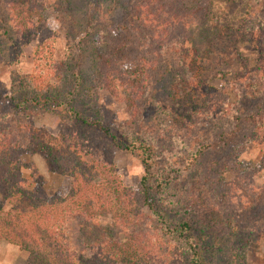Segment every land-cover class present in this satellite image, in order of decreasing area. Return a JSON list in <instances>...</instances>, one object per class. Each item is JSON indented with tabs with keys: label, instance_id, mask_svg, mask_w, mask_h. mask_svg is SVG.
I'll return each mask as SVG.
<instances>
[{
	"label": "rangeland",
	"instance_id": "374dc122",
	"mask_svg": "<svg viewBox=\"0 0 264 264\" xmlns=\"http://www.w3.org/2000/svg\"><path fill=\"white\" fill-rule=\"evenodd\" d=\"M11 133L54 206L74 182L48 170L31 135L64 166L78 156L106 206L93 233L72 217L58 253L109 240L123 210L149 215L132 195L150 151L175 176L162 236L185 220L190 232L186 254L148 240L149 264H190L193 249L199 264H264V0H0V141ZM26 259L0 241V264Z\"/></svg>",
	"mask_w": 264,
	"mask_h": 264
},
{
	"label": "trees",
	"instance_id": "16d2710c",
	"mask_svg": "<svg viewBox=\"0 0 264 264\" xmlns=\"http://www.w3.org/2000/svg\"><path fill=\"white\" fill-rule=\"evenodd\" d=\"M18 16L19 13L14 14L15 19H18ZM17 25L23 29L26 28L22 22ZM78 121L87 125L85 122ZM31 140L32 151H38L44 156L48 170L51 173L70 176L74 183L66 206L62 208L54 206L55 198H49L43 192L44 183L30 165L22 161L25 153L22 138L11 133L0 141V241L4 240L20 251L27 252L25 264H149V256L144 255V248L145 243L153 237L156 240L171 243L175 251L185 253L186 237L190 232L187 220L179 224V232H176L178 235L175 237L162 236L161 231L170 229L168 221H171L168 210L163 206L166 201L162 198L170 190L171 180L175 179V176L171 168L165 164L155 165L150 151L142 159L144 172L139 192L132 195L136 203L147 206L149 215L138 210L130 214L124 207L126 210H121L123 215L112 220L113 229L118 230L110 231L112 237L110 236L109 240L102 242L97 239L94 242L78 239L79 246L75 249V256L72 254L75 260L72 256L69 258L65 254L58 253L54 249L57 245L56 241L59 238L66 239L67 228L72 217L79 221L84 231L93 233L96 227L90 222L97 220L99 214L96 215V213L100 210L99 208L106 210V206L102 199L92 197L90 195L93 194L92 192L87 193L92 185L86 180L85 164L78 156L69 157V165L64 166L59 161V152L56 148L43 143L36 135H31ZM203 147L199 148L197 154L205 150ZM25 174L28 175L25 176ZM77 192H83V194L79 195ZM175 203L177 207L182 205L180 198H177ZM27 211L35 220L32 219L29 227L23 230L20 222L27 216ZM126 213L128 217H125ZM117 233H122L123 237L114 236L113 238V235ZM46 248H49V251ZM188 253H190L188 255L190 264L200 263L198 249ZM50 257H54L53 260ZM58 261L60 263H57Z\"/></svg>",
	"mask_w": 264,
	"mask_h": 264
}]
</instances>
